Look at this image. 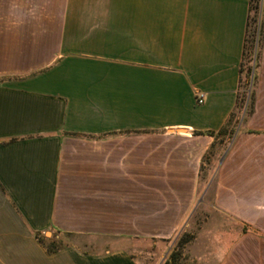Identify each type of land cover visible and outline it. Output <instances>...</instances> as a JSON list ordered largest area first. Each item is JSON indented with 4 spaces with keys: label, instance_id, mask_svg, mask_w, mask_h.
Listing matches in <instances>:
<instances>
[{
    "label": "crops",
    "instance_id": "1",
    "mask_svg": "<svg viewBox=\"0 0 264 264\" xmlns=\"http://www.w3.org/2000/svg\"><path fill=\"white\" fill-rule=\"evenodd\" d=\"M248 14L249 0H0V264L172 250L215 141L195 134L236 110ZM256 77L191 264H264V35ZM36 233L75 243L48 254Z\"/></svg>",
    "mask_w": 264,
    "mask_h": 264
},
{
    "label": "trees",
    "instance_id": "2",
    "mask_svg": "<svg viewBox=\"0 0 264 264\" xmlns=\"http://www.w3.org/2000/svg\"><path fill=\"white\" fill-rule=\"evenodd\" d=\"M264 35V0H249V14L246 23L244 46L242 50L241 63L239 66V87L237 91L236 110L232 113L230 119L226 125L218 132H207L205 134L195 135H208L214 139H218L221 136H233L235 130L231 128L232 120L238 108L245 106V113L250 114L254 108L255 102V90L254 86L256 83V72L260 63V54L263 43ZM251 87V90L248 88ZM215 147L213 143L204 155L202 159V165L199 171V180L201 181L203 164L210 163L211 151ZM34 238L40 243L47 251L48 254H55L68 246V242L61 239V236L56 238L55 236L51 239H47L41 234H34ZM193 240L192 236L187 234L179 233L175 238V246H173L169 259L165 264H178L183 248Z\"/></svg>",
    "mask_w": 264,
    "mask_h": 264
},
{
    "label": "rangeland",
    "instance_id": "3",
    "mask_svg": "<svg viewBox=\"0 0 264 264\" xmlns=\"http://www.w3.org/2000/svg\"><path fill=\"white\" fill-rule=\"evenodd\" d=\"M251 90V87L248 88ZM247 113H245V106L242 104L240 108L236 111L234 118L232 120L231 128L235 130L233 136H221L218 139H214L215 147L211 151V160L210 163H204L203 164V171H202V180L200 181L198 178V198L196 201V211L194 212L192 218H190L189 223H187L186 227L183 228L181 233H185L189 236H192L194 238V235L197 236L198 231L200 229L209 228V215H210V204L212 203L213 198V190H214V184H215V176H216V170L220 164V161L224 158L226 153L232 149L236 141L238 140V137L241 132V124L244 121V119L247 117ZM202 199V202L200 204L198 203V200ZM203 205V206H202ZM230 222L227 223L228 227ZM225 223H222L224 225ZM220 225V224H217ZM55 236L51 235V233L47 234V238H53ZM61 239L67 242H74L75 240L69 237H61ZM175 246V242L173 244ZM171 250L166 254L164 258H159L155 262V264H165L166 261L169 259ZM147 258V256H145ZM188 251L186 249V246L183 248L180 260L178 264H191L188 261Z\"/></svg>",
    "mask_w": 264,
    "mask_h": 264
},
{
    "label": "built area",
    "instance_id": "4",
    "mask_svg": "<svg viewBox=\"0 0 264 264\" xmlns=\"http://www.w3.org/2000/svg\"><path fill=\"white\" fill-rule=\"evenodd\" d=\"M205 95L203 93H199L196 95V104L202 105L204 103Z\"/></svg>",
    "mask_w": 264,
    "mask_h": 264
},
{
    "label": "water",
    "instance_id": "5",
    "mask_svg": "<svg viewBox=\"0 0 264 264\" xmlns=\"http://www.w3.org/2000/svg\"><path fill=\"white\" fill-rule=\"evenodd\" d=\"M201 202H202V199H199L197 204H200Z\"/></svg>",
    "mask_w": 264,
    "mask_h": 264
}]
</instances>
